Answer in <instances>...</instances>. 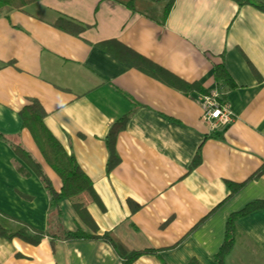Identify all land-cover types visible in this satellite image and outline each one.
Instances as JSON below:
<instances>
[{
	"label": "crops",
	"instance_id": "0c3cea01",
	"mask_svg": "<svg viewBox=\"0 0 264 264\" xmlns=\"http://www.w3.org/2000/svg\"><path fill=\"white\" fill-rule=\"evenodd\" d=\"M264 3V0H254ZM66 19L78 35L57 28ZM114 41L197 89L182 92L105 50ZM108 47V46H106ZM234 84L224 100L232 121L214 131L198 97L216 90L214 66ZM254 73H253V70ZM36 100L43 124L91 182L95 199H61L68 231L111 233L129 251L152 250L132 264H216L226 215L264 201V13L232 0H174L163 23L111 0H38L0 14V133L19 144L59 191L18 111ZM119 163L105 173L109 126ZM0 140V212L44 230L48 198L40 181ZM198 154L199 164L188 170ZM28 175L22 176L16 167ZM245 183L228 202L226 182ZM224 264H264V209L236 221ZM101 240L0 237V264H121Z\"/></svg>",
	"mask_w": 264,
	"mask_h": 264
},
{
	"label": "trees",
	"instance_id": "16d2710c",
	"mask_svg": "<svg viewBox=\"0 0 264 264\" xmlns=\"http://www.w3.org/2000/svg\"><path fill=\"white\" fill-rule=\"evenodd\" d=\"M38 0H0V14L7 15L10 11L21 10L24 6L36 2ZM116 4H121L131 12H138L145 17L154 19L160 23L167 17V13L171 10L174 0H111ZM238 6L249 5L264 13V3H260L254 0H232ZM54 25L73 35H78L83 26L68 21L66 19H59ZM108 47H103L105 50L116 57L117 59L127 62L138 70L143 71L147 75L161 80L164 84L179 89L182 92H188L190 90L197 89V85L194 83H185L181 80L175 78L171 74L165 72L163 69L156 67L150 61H146L145 58L136 55L134 53H126L121 49L120 45L114 41L107 42L105 44ZM253 70V69H252ZM254 73V70H253ZM218 93L220 95L219 100L223 101L227 92L234 88L233 82L227 77L224 66L221 63L214 66V76H213ZM41 105L31 98L25 105H23L18 111L20 117L22 128H25L36 145V149L39 151L42 162L57 176L60 181L59 191L54 190L51 186V182L48 177L44 175V171L41 166L33 160L28 152L23 150V148L14 142H10L6 136L0 133V140L7 143L10 150L13 151L21 160V162L33 172L34 176L40 181L42 188L45 190L48 198V207L46 210V225L44 230H37L31 228L24 222L14 219L0 212V237L6 241H11L13 239H19L27 244L36 246L42 239L49 242V245L53 247L54 243L57 241H71V240H101L111 246L112 251L116 252L117 256L121 260V264H132L137 258L145 254H154L158 256V253L152 250L143 251H129L121 244V242L114 237L111 233H104L102 236H91L80 231H68L65 229L62 223L60 200L61 199H71L81 193H88L95 199V195L92 190V184L89 179L82 174L79 166L72 155L67 154L61 145L51 136L49 131L44 126L43 119L46 113ZM132 111L125 113L119 119H116L108 128L106 133L104 143L107 151V159L105 166V173L110 172L119 163V157L115 150V140L118 132L124 129L127 119L129 118ZM198 154L194 155L189 171L195 168L199 164ZM264 167L262 166V169ZM16 170L22 175L26 176L28 173L20 166L16 167ZM259 170L257 173L251 175L246 181L240 184H233L226 182V186L229 189V195L223 200L222 203L216 206L213 210L207 214L206 217L217 211L220 206H223L228 202L243 186L245 183L251 179H255L261 173ZM264 209V201H252L243 206L239 211L231 212L226 215L225 219V230L224 238L222 244L216 255L213 256L212 260L216 264H224L225 256L232 249V244L234 243L235 231H236V221L239 218H244L248 214Z\"/></svg>",
	"mask_w": 264,
	"mask_h": 264
},
{
	"label": "built area",
	"instance_id": "2783aa9c",
	"mask_svg": "<svg viewBox=\"0 0 264 264\" xmlns=\"http://www.w3.org/2000/svg\"><path fill=\"white\" fill-rule=\"evenodd\" d=\"M218 91L211 90L207 94L198 97L201 105L203 119L210 125V130L214 131L220 127L227 126L232 121V112L226 103L219 102Z\"/></svg>",
	"mask_w": 264,
	"mask_h": 264
}]
</instances>
